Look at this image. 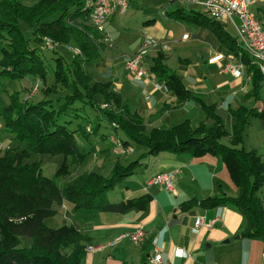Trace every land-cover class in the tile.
Instances as JSON below:
<instances>
[{"label": "crops", "instance_id": "crops-1", "mask_svg": "<svg viewBox=\"0 0 264 264\" xmlns=\"http://www.w3.org/2000/svg\"><path fill=\"white\" fill-rule=\"evenodd\" d=\"M248 1L252 3L250 11L264 29V0ZM176 10L187 14L203 13L199 6L187 0H120L105 25L107 45L95 42L102 44L99 59L86 62L80 57L79 66L91 77L92 84L108 83L109 92L117 95L131 114H138L143 119L146 130L169 129L185 120L194 127L202 122L210 125L201 103L213 106L224 128H229V131L225 129L227 136L220 142L231 147L229 134L233 121L230 111L244 108L264 113V83H258L259 89L254 97L251 74L239 58L221 45L207 27L172 18L170 14ZM75 21L79 26L81 20ZM217 22L238 45L231 21ZM83 24L88 26L87 19ZM22 25L19 27L24 36L30 37L32 29L26 26L22 29ZM144 45L148 51L144 59L147 76L135 82L125 64ZM62 46L78 49L73 40L67 45L61 44L60 48ZM60 48L41 50L40 55L48 65L55 56H61L70 64L74 55ZM159 55L163 57L164 65L181 78L185 88L200 102L192 99L179 103L171 92L155 89L158 81L149 69L151 60ZM219 56L220 59L211 62ZM232 66H242L238 78L227 70ZM53 84L50 75L45 84L36 78L12 82L0 77V113L8 106L13 92H20L22 98L26 88L35 85L32 90L34 102H28L36 103L42 99L41 91ZM56 88L60 90V87ZM87 114L90 119L95 117L89 111ZM80 115H84L81 110ZM86 131L89 132L88 127ZM118 135L102 121L99 133L90 135L87 141H77L80 153L85 156L82 164L72 165L70 158L64 161L62 156L50 158L52 162L55 160L56 168L63 162L68 167V175L58 179V186L85 173L107 177L114 163L126 166L147 152L145 148L133 146L130 153L120 154L116 141ZM235 148L254 151L264 161V120L251 118L242 144ZM6 150L21 153L23 146L5 132L0 117V154ZM33 160L30 155L25 162L30 164ZM162 173H173L171 191L149 184L151 178ZM220 192L232 195L235 188L218 157L194 160L189 155L161 153L141 160L132 176L107 193V202L100 211L74 212L73 205L67 202L53 204L56 214L45 219L43 224L51 230L66 226L79 232L83 238L81 244L85 247L80 264H150V259L157 253L161 256L158 264H264V241L243 236L250 229L244 214L226 205L211 209L199 205ZM257 195L264 207V185ZM194 202L196 204L190 209H182V206ZM198 218L201 225L195 234L192 230ZM138 229L143 231L144 238L134 244L130 236ZM19 240L20 247L28 249L31 246L29 238ZM153 240H156L157 247L152 245ZM175 249L182 250L187 257H173ZM70 250L66 249L65 253Z\"/></svg>", "mask_w": 264, "mask_h": 264}, {"label": "trees", "instance_id": "trees-1", "mask_svg": "<svg viewBox=\"0 0 264 264\" xmlns=\"http://www.w3.org/2000/svg\"><path fill=\"white\" fill-rule=\"evenodd\" d=\"M23 1L0 0V77L12 82L36 78L45 84L50 75L54 84L41 91L43 99L36 103L22 102L20 92H13L8 106L0 113L5 132L23 146L21 153L6 150L0 154V264H80L85 247L79 232L66 226L51 230L43 224L45 219L56 214L52 205L67 202L73 205L74 212L100 211L107 202V193L132 176L141 160L161 153L189 155L194 160L218 157L235 193L220 192L199 205L206 209L223 205L235 208L246 216L250 225L243 236L264 241V207L257 195L264 185V161L254 151L235 148L242 144L250 119L264 120V113L244 108L230 111L233 121L229 134L231 147L220 142L227 132L214 107L203 103L201 107L210 125L202 122L194 127L185 120L169 129L146 130L143 119L131 114L121 99L109 92L108 83L92 84L91 77L79 66L80 57L86 62L98 60L102 45L95 43L102 40L98 33L82 26L87 19L81 11L82 0H35L28 6L23 5ZM170 15L210 29L220 44L246 66L251 74V93L256 97L261 75L219 22L210 20L204 13L187 14L176 10ZM78 18L82 23L79 26L68 22ZM21 23L32 29L30 37L24 36L19 27ZM44 38L57 45H67L73 40L79 54L73 56L70 64L61 56H55L48 65L40 55L41 50L47 49L43 45ZM163 60L161 55L157 56L151 60L149 69L158 83L179 103L199 101ZM56 86L60 87L59 91ZM80 110L84 115H80ZM88 111L95 115L93 119ZM102 121L120 134L116 141L123 149L138 146L147 152L126 166L114 163L107 177L85 173L61 187L56 181L68 175L65 162L55 179L44 177L37 162H25L30 155H40L62 156L64 161L70 158L72 165L82 164L85 156L80 153L77 141H87L90 135L99 133ZM195 204L188 203L182 209H190ZM20 238H29L31 246L28 249L20 247ZM68 248L71 250L67 254Z\"/></svg>", "mask_w": 264, "mask_h": 264}, {"label": "built area", "instance_id": "built-area-1", "mask_svg": "<svg viewBox=\"0 0 264 264\" xmlns=\"http://www.w3.org/2000/svg\"><path fill=\"white\" fill-rule=\"evenodd\" d=\"M193 5L199 6L202 12L210 19L215 21L230 20L236 31V40L239 48L251 59L252 64L258 69L262 83H264V29L261 21L250 11L252 3L248 0H187ZM81 11L87 16L88 26L102 37L100 43L106 42L105 25L114 13L115 7L120 0H82ZM43 45L53 50L58 47L48 39H43ZM73 55H78V49L70 50ZM147 46L144 45L133 54L125 64L126 71L131 80L138 82L147 76V70L144 67V59L147 56ZM220 59V56L212 59L211 62ZM240 67H228L227 70L234 78L240 76ZM155 89L167 91L164 85L156 83ZM147 99V98H146ZM120 154L130 153V149H123L117 144ZM149 184L162 187L167 191L172 190L173 173H162L150 179ZM201 225V219H195L193 233H198V227ZM144 238L142 230H136L131 236L130 241L139 244ZM157 247L156 240L152 242ZM160 254H155L150 259V264L160 262ZM173 257L183 259L187 257L182 250H174Z\"/></svg>", "mask_w": 264, "mask_h": 264}, {"label": "rangeland", "instance_id": "rangeland-1", "mask_svg": "<svg viewBox=\"0 0 264 264\" xmlns=\"http://www.w3.org/2000/svg\"><path fill=\"white\" fill-rule=\"evenodd\" d=\"M35 0H24L23 1V5H25V6H28V5H30L31 3H33ZM71 21V22H70ZM69 23H72L73 22V24L75 25L77 22L76 21H72V20H69L68 21ZM82 26H86L85 24H83ZM24 27H25V25H22V29H24ZM27 27V26H26ZM87 27H89V26H87ZM44 39H47V38H44ZM49 40V39H48ZM52 42V41H51ZM103 44H105V45H107V43L106 42H102ZM54 44V43H53ZM59 45V44H58ZM65 46H62L61 48H60V45L55 49V50H58L59 48H60V50H63V49H65L66 51H70V50H72L73 49V47H71V46H66L65 48H64ZM71 52V51H70ZM24 80V79H23ZM34 83H35V81H34ZM33 89H35V85H32V87H30V86H28L27 88H26V91H24V96H21L22 98H20V100L23 102V101H31L32 100V90ZM62 91V93H65V91H63V90H61ZM27 93V94H26ZM42 99H43V97H41ZM41 99V100H42ZM33 101V100H32ZM40 101V100H39ZM34 102V101H33ZM226 131H229V128H228V126H226ZM34 157V162H37L38 164H39V166H40V169H41V172L44 174V176H47V177H49L50 179H55V174H56V172L58 171V169L60 168V165L56 168L55 166H54V162H55V160H54V162H52L51 160H50V158H54V157H49V156H40V155H32V158ZM38 157V158H37ZM61 159V158H60ZM60 162H61V160H59ZM33 162V163H34ZM56 162H58V160L56 159ZM63 162V161H62ZM61 164V163H60ZM51 168H54V169H51ZM56 181V180H55ZM56 183L57 184H59L58 183V179H57V181H56Z\"/></svg>", "mask_w": 264, "mask_h": 264}]
</instances>
